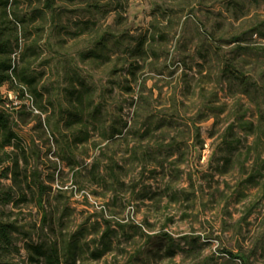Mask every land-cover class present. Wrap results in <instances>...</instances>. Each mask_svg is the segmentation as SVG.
I'll use <instances>...</instances> for the list:
<instances>
[{
    "label": "rangeland",
    "instance_id": "obj_1",
    "mask_svg": "<svg viewBox=\"0 0 264 264\" xmlns=\"http://www.w3.org/2000/svg\"><path fill=\"white\" fill-rule=\"evenodd\" d=\"M6 18L41 96L0 86L2 262L45 264L43 244L59 264H264V0H9Z\"/></svg>",
    "mask_w": 264,
    "mask_h": 264
},
{
    "label": "trees",
    "instance_id": "obj_2",
    "mask_svg": "<svg viewBox=\"0 0 264 264\" xmlns=\"http://www.w3.org/2000/svg\"><path fill=\"white\" fill-rule=\"evenodd\" d=\"M3 5L2 13L4 18L0 17V86L7 85L9 90L15 91L17 88L16 80L19 79L26 85L35 96H41V92L37 90L34 86L36 82L35 77H30L21 73L20 75L16 72L11 54L14 51L15 45H17L18 37L13 33V27L7 22L13 24L15 21H10L7 19V6L9 0H0ZM0 3V4H1ZM144 41H139L136 47L131 51L132 57L143 56L146 51L143 48ZM22 91V89H20ZM0 100H2L0 98ZM74 116H82V113L78 110L75 112ZM17 135L12 131L8 117L0 111V142L2 146L11 145L12 140L16 139ZM11 197L7 198L10 201ZM14 227L9 224L0 221V250L11 248L12 242V232ZM169 238V237H166ZM27 248L33 252L36 257H31L32 260H37V257H43L45 264H59V255L56 246L45 247L43 244H28ZM171 248V245H168ZM234 258H239L242 260L243 264H249L248 260L242 255H232ZM0 264H11L7 262H2Z\"/></svg>",
    "mask_w": 264,
    "mask_h": 264
}]
</instances>
